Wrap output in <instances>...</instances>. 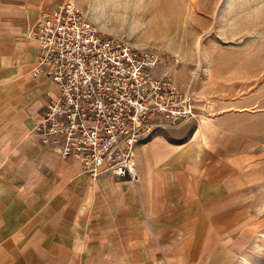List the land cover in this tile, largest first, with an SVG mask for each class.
<instances>
[{
  "label": "crops",
  "instance_id": "0c3cea01",
  "mask_svg": "<svg viewBox=\"0 0 264 264\" xmlns=\"http://www.w3.org/2000/svg\"><path fill=\"white\" fill-rule=\"evenodd\" d=\"M56 1L0 0V264H235L231 212L253 209L237 207L235 188L253 174L242 179L232 163L227 174L204 172L202 140L167 159L162 142L138 147L135 184L93 181L43 144L35 128L58 88L33 76L40 48L27 33ZM172 179L175 203L165 198Z\"/></svg>",
  "mask_w": 264,
  "mask_h": 264
},
{
  "label": "rangeland",
  "instance_id": "374dc122",
  "mask_svg": "<svg viewBox=\"0 0 264 264\" xmlns=\"http://www.w3.org/2000/svg\"><path fill=\"white\" fill-rule=\"evenodd\" d=\"M57 1L76 4L102 34L154 50L162 58L157 76L192 87L195 117L180 127L157 129L140 147L162 142L167 159L202 140L204 172L223 173L232 163L242 179L253 174L252 184L235 188L233 199L237 207L253 209L232 210L239 223L226 239L242 254L235 264H264V0ZM165 171L166 164L157 165V172ZM172 181L165 198L175 203L178 181ZM172 220L178 222L177 216Z\"/></svg>",
  "mask_w": 264,
  "mask_h": 264
},
{
  "label": "built area",
  "instance_id": "2783aa9c",
  "mask_svg": "<svg viewBox=\"0 0 264 264\" xmlns=\"http://www.w3.org/2000/svg\"><path fill=\"white\" fill-rule=\"evenodd\" d=\"M27 35L40 48L33 76L58 88L35 132L93 181L137 183L138 147L195 117L192 87L156 75L160 54L102 34L71 1L42 11Z\"/></svg>",
  "mask_w": 264,
  "mask_h": 264
}]
</instances>
